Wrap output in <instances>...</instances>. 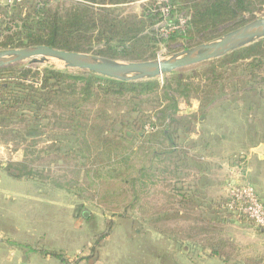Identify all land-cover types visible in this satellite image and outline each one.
Segmentation results:
<instances>
[{"label": "trees", "instance_id": "1", "mask_svg": "<svg viewBox=\"0 0 264 264\" xmlns=\"http://www.w3.org/2000/svg\"><path fill=\"white\" fill-rule=\"evenodd\" d=\"M76 1L80 3L66 9L48 8L49 0L0 5V51L46 46L120 62H148L156 59L159 44L193 41L195 36L205 44L222 36L205 38L210 29L235 21L231 29L223 32L224 36L252 21L253 3L264 5V0H168L171 10L163 17L156 0H148L139 15L126 16L108 6L134 0ZM178 17L184 18L185 24L162 36L157 26L163 22L177 24ZM263 63L264 38L202 63L199 71L173 72L162 80L121 82L53 67L0 68V134L29 143L26 151H20L24 153L20 160L7 163L5 172L18 180L34 181L40 174L30 165L42 154V158H52L48 165L62 162L66 166L67 173L76 179L67 185L77 186L80 179H85L97 195L122 199L123 212L119 215L124 217L138 203L142 189L154 184L155 174L146 171L156 172V161L170 159L172 164L171 155L178 150L175 137L179 128L184 139L196 134V129L188 130L189 127L203 123L205 109H211L225 94L228 81L227 87L233 92L250 83L238 81L234 74L240 71L250 76ZM195 79L200 81L195 83ZM257 96L261 100L262 91ZM192 98L198 102L197 108ZM252 104H246V109L252 111ZM41 142L43 148L33 149ZM169 165H161L158 171L169 173ZM40 168L45 167H36ZM183 186L172 195L179 197L174 203L181 209L172 210L173 217L183 213L184 219L193 222L185 232L188 236L220 244L217 238L222 230L218 226L223 221L218 218L225 212L221 205L226 198L214 207H203L196 201L201 193L187 186L182 189ZM127 197L129 202L123 204ZM211 208L214 213L209 217ZM194 212L199 215H190ZM110 229L109 224L107 231L97 237L92 253ZM210 244L211 254L222 259L223 252Z\"/></svg>", "mask_w": 264, "mask_h": 264}, {"label": "rangeland", "instance_id": "2", "mask_svg": "<svg viewBox=\"0 0 264 264\" xmlns=\"http://www.w3.org/2000/svg\"><path fill=\"white\" fill-rule=\"evenodd\" d=\"M34 2L41 3L43 0H34ZM148 2V0H134L126 4L108 6V8L117 10L122 16L139 15L142 8ZM75 3H80V1L49 0L47 7L51 9H54V7L66 9ZM253 5L254 11L252 15L254 17L252 21L264 17V5L261 7H259L258 3H253ZM60 11L62 12V10ZM243 16L250 20L248 14H244ZM234 24L235 21L222 23L218 28L214 30L210 29L211 31L209 30L207 32L205 38L216 35L223 36V32L231 29ZM222 36H218V38L211 41H216ZM201 41V37L195 36L193 41L177 40L175 43L169 44V46L159 44L156 59L162 60L171 58L183 51L194 48L197 44H200ZM201 44H203V42ZM17 65L37 68L53 67L59 70L65 69L63 63L47 58L42 64L30 65L28 61H26ZM200 66H202V63L175 72L187 74L191 71H199L198 69L202 68ZM249 74L250 76L248 74H241L240 71L234 74V78H238L240 82L244 80L250 81L247 86H243V88H240V90L236 92H233V88L227 87L230 81L226 83L224 87L225 94L217 100L211 109H205L204 112L207 114L205 122L196 125L194 128L191 126L189 127L188 130L196 129V134L192 135L190 138L188 137V139H184L182 128H179L180 133L175 137L177 138L178 150L175 154L171 155L172 164L170 159H164L163 162L156 161V165L154 164V166L157 171H146L147 173L153 172L152 174H155L156 178H154V184L147 185L145 189H142L138 203L133 209L127 210L124 217H120L119 215L123 212L121 210L122 204L120 203L122 199L115 200L114 198L111 199L109 197L97 195L95 190L87 186L89 182L85 179H80L77 186L67 185L68 182L75 181L76 179L73 178V175L67 173L66 166L62 162L48 165V162H50L52 158H42V154H40L39 160L34 161L30 165L34 172L40 174L36 175L34 181L18 180L9 176L5 170L4 172L0 170V172L2 171L0 173V232H84V236L85 232H98L93 236L91 241V245L94 246L97 237L107 231V227L110 224L111 229L107 232V237L98 242L99 247L97 248L102 247L103 251H107L105 254L109 252V256H114L117 260L125 258L123 260L124 262L126 259H131L135 260L137 264H143V262L145 264H157L153 257L149 259L143 257V253L152 250L155 241L153 238L154 232L162 234L161 241L163 242L162 246H164V248H168L166 246L170 244V246H173V244L179 242L177 243V247H180L177 248L179 262L186 264V261L200 260V258L203 257L202 245H209L210 243L202 241L199 237L188 236L185 233L193 222L184 219L183 213V215L179 214L177 218L173 217V211L179 209L177 202L174 203L179 197L175 199L172 195L175 194L176 188L181 190V185L179 186L173 183L177 180H185L186 182L194 181L196 178L192 177L191 172L204 170L203 164L195 160L200 153H204V150L199 153L191 151L190 156L185 154V149L192 147L193 143L204 147L203 145L208 141L209 132H215L214 135L219 133V126L211 124L212 122L209 118L221 117L231 122L232 120L237 122V131L235 129L229 130L227 125L223 126L227 131L223 133L225 135L230 133L236 136L238 132L241 131L239 133L241 134L240 137L237 136V140L232 142L236 147H232V144L229 145L230 151H246L249 146L258 142V137H264V63L261 68L252 70ZM164 77L165 76L157 79L162 80ZM198 81H200V79L194 80L195 83H198ZM244 89L251 91L249 93H243L242 91ZM260 91H262L263 96L261 100L258 99L259 96H257ZM191 102L192 105L198 104L193 98ZM248 103H253L252 106L254 109L252 111L246 109V104ZM198 106L199 104L195 107L197 108ZM253 136L256 138H253ZM215 137L217 138V136ZM190 139L193 140L190 141ZM28 145V141L21 142L19 140H14L11 136L0 134V162L4 159L12 160L15 155V150H18L15 159L20 160L22 158L20 151H26ZM43 146L44 143L41 142L33 149L40 150ZM223 146L224 147L220 149L215 148V153H220L224 156L228 150L225 145ZM181 147L184 149H181ZM206 150L208 151V149H205V151ZM243 154H245V152H243ZM27 158L29 157L27 156ZM164 158L166 157L164 156ZM168 163H170V167L168 166L169 173L164 174L158 171L161 165H168ZM216 164L217 163L212 164L215 166L212 167L210 176H216L219 173L220 169L218 170ZM37 166L45 168L37 170ZM172 166H176L177 169H172ZM145 181L146 180H144V182ZM209 191L208 195L205 196H201L202 193L197 194L198 199L196 201L199 202L200 205L204 204L214 207L221 199L216 196L218 195L216 188ZM114 200L119 203L121 207H119V205L116 206ZM129 200L130 198L127 197L126 202L123 204H127ZM180 211L181 209H179V212ZM208 213H210L209 217L213 216V209H209ZM220 214L218 220L225 222L226 220L232 221L230 225L225 222H220L218 227L222 232H252V236L255 238L258 237V232H262L256 228L251 221L245 218H240L224 211ZM190 215L198 216L199 213L194 212ZM165 216H168L166 220H164ZM152 221H155L153 225L151 224ZM236 236H230V239H227L226 236L221 234V236H218L217 240H221L222 242L226 240L227 243L225 245L229 244L230 240H233L232 244H241L238 243L241 242L239 241L240 238L238 237V233H236ZM182 240L188 242L185 246L188 247L187 251L183 253H181L182 250L179 251V249L183 248L181 247ZM218 244L219 243L215 244V246L220 245ZM236 247L235 245H231L227 253L221 250V252H223V258L226 259V264L237 262L235 257L242 256V249H237ZM172 257L173 255L170 258ZM166 263L169 264L170 262Z\"/></svg>", "mask_w": 264, "mask_h": 264}, {"label": "crops", "instance_id": "3", "mask_svg": "<svg viewBox=\"0 0 264 264\" xmlns=\"http://www.w3.org/2000/svg\"><path fill=\"white\" fill-rule=\"evenodd\" d=\"M211 124L219 126V133L214 135L215 132H209L208 141L201 147L193 143L192 147L185 149L186 155L191 156V151L200 152L204 150V153H200L196 157L198 163L203 164V171H192V177L196 178L194 181L186 182L185 180H177L176 185H184L182 189L186 186L190 191L197 190L202 193L203 196L208 195L213 188L217 189L218 197L224 199L226 193L230 186L237 184H249L251 185L262 204H264V137L259 139L257 143L248 147L246 151H230L229 145L233 141L237 140L238 135L233 136L230 133L228 135L223 134L227 132L223 127L228 126V129H236V121L225 120L221 117L219 118H209ZM216 121V122H214ZM205 122V120L203 121ZM230 122V123H229ZM234 123V124H233ZM239 124V122H238ZM242 127V126H241ZM217 136V138L215 137ZM253 138H256L253 136ZM252 139V138H251ZM193 139H190L192 141ZM226 146V154L221 155L220 153H215V148L220 149ZM236 147V145H231ZM263 148V150H259ZM181 149H184L181 147ZM205 149H208V151ZM13 161L19 160L15 159L18 154V150H15ZM13 152V153H14ZM245 152V154H243ZM20 153V152H19ZM12 160L4 159L0 162V170L4 172L7 163ZM188 160V159H187ZM12 161V162H13ZM218 161V162H217ZM213 163H217L216 167L219 173L216 176L211 175ZM174 167L172 166V169ZM1 171V172H2ZM0 172V173H1ZM179 189V188H176ZM204 207V204H202ZM208 206V205H207ZM225 222V221H223ZM232 221L226 220V224H231ZM0 232V264H137L135 260L126 259H116L114 256H109V252L102 250V247L96 248L92 253L94 247L91 245L93 236L98 232ZM240 238L237 244H232L233 240H230L229 244L226 240L220 242L219 246L213 245L212 247L224 250L227 253L228 248L231 245L237 246L236 248L242 249L241 255L236 256L237 262L229 264H264V234L258 232V237L252 236V232H222L227 239L231 236H236ZM161 236L159 232H154L153 238L154 243L152 250L143 253L145 259L152 258L157 264H184L179 262L177 247L179 242L173 244V246H166L164 248L163 242L161 241ZM237 237V236H236ZM187 241H181V253L187 251L186 246ZM254 243V244H253ZM210 246L203 247L202 254L203 257L198 261H186V264H226L225 258H218L211 254L209 250ZM186 248V250H185ZM170 249V250H168ZM173 255L175 258H170ZM177 259V260H176ZM143 264H145L143 262Z\"/></svg>", "mask_w": 264, "mask_h": 264}, {"label": "water", "instance_id": "4", "mask_svg": "<svg viewBox=\"0 0 264 264\" xmlns=\"http://www.w3.org/2000/svg\"><path fill=\"white\" fill-rule=\"evenodd\" d=\"M262 38H264V17L256 19L216 41L196 46L168 59H156L148 62H120L91 54L35 46L0 51V68L26 61L30 65L42 64L47 58L63 63L67 70L89 72L121 82L146 81L167 76L183 68L222 58ZM259 150H263V148H259Z\"/></svg>", "mask_w": 264, "mask_h": 264}, {"label": "built area", "instance_id": "5", "mask_svg": "<svg viewBox=\"0 0 264 264\" xmlns=\"http://www.w3.org/2000/svg\"><path fill=\"white\" fill-rule=\"evenodd\" d=\"M21 0H0L1 6H9ZM159 12L163 17L170 12L168 0H156ZM185 19L178 17L177 24L161 23L157 29L166 37L170 31L176 30L185 24ZM225 212L234 216L245 218L253 223V225L261 230L264 234V204L258 199L254 188L249 184H237L230 186L226 193V201L221 205Z\"/></svg>", "mask_w": 264, "mask_h": 264}]
</instances>
